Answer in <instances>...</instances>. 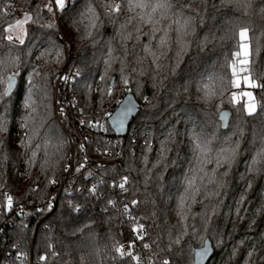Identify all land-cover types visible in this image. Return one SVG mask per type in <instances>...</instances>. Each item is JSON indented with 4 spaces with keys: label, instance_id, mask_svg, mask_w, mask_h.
I'll return each mask as SVG.
<instances>
[{
    "label": "trees",
    "instance_id": "trees-1",
    "mask_svg": "<svg viewBox=\"0 0 264 264\" xmlns=\"http://www.w3.org/2000/svg\"><path fill=\"white\" fill-rule=\"evenodd\" d=\"M48 2H0V45L7 44L3 29L14 20L5 15L11 9L5 10L7 3L33 15L40 5V23L51 20L55 25L47 29L26 24L28 35L19 46L21 77L26 78L33 68L40 73L35 78L37 114L30 125L35 130L32 147L23 149L20 142L25 129L21 123L26 113L21 79L8 102L9 131L0 133L9 155L6 165L0 167V264H136L130 256L121 258L115 251L119 244L135 241L138 250L133 255L140 256L141 264H163L166 259L169 264H193L194 252L203 246L202 237L213 250L206 264H264V160L252 165L257 153L264 152V88L252 89L257 107L248 115L243 101L233 100L236 88L229 82V62L239 51V29L247 28L250 73L241 75L250 74L264 84V0H171L173 13L183 8L185 16L193 17L194 31L184 38L188 46L180 51L175 15L160 20L159 27L171 24V50L158 61L159 71L144 51L152 25L143 24L140 33L133 31L126 44L118 34L120 25L140 11L129 12L127 0H72L66 12H58L57 19L43 7ZM87 3L94 5L100 21L92 35L84 38L87 20L74 26L72 18L78 19L79 10ZM107 3L122 5L118 18L105 15L103 5ZM155 18L159 19V13ZM162 34L158 32L151 42L154 52L159 51ZM52 41L64 49L62 62L56 63L55 56L47 54L37 60ZM30 44L35 45L31 56L26 54ZM109 46L113 56L122 59L127 48V85L121 79L119 60L105 75ZM7 51L0 47V58ZM12 51L15 55L17 49ZM77 69L82 70L81 76L74 75ZM14 71L8 67L4 75ZM62 71L74 83L65 89L68 103L56 119L54 80ZM45 75L50 99L43 103L50 104L48 111L39 90ZM219 77L225 79L222 88ZM85 80L92 85L90 92L84 87ZM198 86L215 87L217 94L205 103ZM128 93L140 110L126 135L118 138L108 117L117 107L115 100ZM222 113L227 115L222 117ZM194 135L211 139L213 163L207 165L209 171L216 167V153L239 146L220 194L205 198L202 188L196 201L184 206L182 218L186 177L196 167ZM162 145L171 150L162 151ZM32 151L37 155L30 166ZM253 167L261 170H251ZM125 177L128 182L121 189ZM207 190L213 191L214 186ZM6 196L13 198L11 211L5 210ZM185 227L187 234L181 243L169 247V233L175 238ZM144 244L150 247L145 249ZM18 252L27 253V259H17ZM40 256L47 259L40 261Z\"/></svg>",
    "mask_w": 264,
    "mask_h": 264
},
{
    "label": "snow or ice",
    "instance_id": "snow-or-ice-1",
    "mask_svg": "<svg viewBox=\"0 0 264 264\" xmlns=\"http://www.w3.org/2000/svg\"><path fill=\"white\" fill-rule=\"evenodd\" d=\"M3 2V0H0ZM105 8V15L109 17L115 16L118 18L122 5L120 3H107L103 5ZM239 6V5H238ZM245 7L250 5L245 4ZM11 3L5 4V10L11 8ZM44 8L47 9V12L54 16L55 13L53 12V5L51 0L48 3L43 5ZM55 7L61 13L67 11V4L66 0H55ZM174 4L171 0H127V10L129 12H135L136 9H139V12H136L135 16L132 17L128 23L120 25V33L122 37V41L126 44L127 40L132 38V32L135 31L136 33L141 32V26L143 24H150L152 25L151 32L148 33L149 35V44L144 46V51L147 55L152 57L153 64L156 65L157 71L161 69V65L158 61L167 55V51L170 49L169 44V29H171V24L167 26V28L159 27L160 20L169 19L171 15H175L176 19L174 23L177 24V38L176 43L180 45V51H183L187 48V42L184 39L188 35L192 34L194 28L192 27V16H185L183 8L179 11L173 13ZM41 11L40 5H36V11L34 15L29 12L24 13V18L17 19L14 24L9 23L7 27L3 29L4 35L3 39L7 41L6 45H0V47H7L8 51L6 52L3 58H0V107L3 108V111L0 112V133H5L9 131V114H8V102H10L14 90L19 86L20 80L24 81L25 93L23 96V108L25 110V116L23 117L21 127L25 129L24 132V139L20 142V147L23 149H30L32 147V138L35 134L34 128H31L30 125L34 124V117L37 114V101L35 99L36 92L38 90V86L35 83V78L40 75L39 71L35 68L32 71L28 72L26 78L21 77L20 69L22 67L21 58L19 55V46L25 44V38L27 37L28 33L24 28V25L28 23H36L39 24L41 28L53 29L55 25L51 22V20L47 21L46 23H40L41 21ZM264 12V9H261ZM159 13V19H156V14ZM5 15H10L7 11H5ZM85 20H87V24H84ZM100 16L97 13L94 5L92 3H87L82 10H79V18L76 17L72 18V24L80 25L84 24L85 26V37H90L92 35V30L96 29L99 26ZM137 21V22H133ZM131 26V27H130ZM79 31V28L76 29ZM158 32H162L163 34L159 36L157 49L158 52H154L151 48V42L153 39H156V34ZM15 33V35H14ZM239 51L233 53V58L229 62V66L231 68V80L229 81L233 87H239L243 84L246 88H264V84L257 83L256 79L253 78L250 74L244 75L242 78L240 77L241 73H250L249 64H250V49L249 45L245 43L248 38V29L247 28H240L239 29ZM137 41L140 40V36H136ZM223 39V38H221ZM35 47L34 44H30L27 48L26 54L31 56L32 49ZM17 49L16 54H13L12 49ZM260 45L257 43L256 46V53H259ZM113 49L109 46L108 49V58L105 59V75L107 74L108 70L111 68V65L114 61H120V72H121V79L122 82L127 85L130 80L129 77L124 75L125 68H126V56H127V48H125V57L122 59L121 57L113 56ZM180 51L177 52V55H180ZM52 56L54 55L56 58V63H61V58L64 54V49L61 45L55 44L54 41L50 43V47L45 50V52H41L39 56L36 57L37 60L42 59L45 55ZM227 60V57H226ZM139 62V58H138ZM8 67H12L15 71L11 75H4V72L7 70ZM135 72L136 69H133ZM144 70L141 69L139 74H143ZM82 70L77 69L74 73L75 76H81ZM19 78V79H18ZM264 79V76L261 77ZM62 79L67 82L69 77L64 76ZM101 80L104 79V76L100 77ZM155 79V77H154ZM220 81L221 88L225 83V79L223 77L218 78ZM48 76L45 75L43 78V85L39 89L42 91L41 96V103L46 111L50 110V104L43 103L44 101H48L50 99L49 92H48ZM84 87L90 92L92 89V85L88 84L87 81H84ZM198 91L203 92V96L201 99L208 103L210 102L213 97L217 94V89L215 87H199ZM222 94V93H221ZM245 96L248 97L250 103L246 104V111L248 115H252L256 111V103L255 98L253 97L251 92H245ZM147 100V98H145ZM233 100H235V95L233 96ZM132 110V106L129 105L126 111L122 112L118 115L114 120L113 124L118 128H123L124 126V119ZM61 113L63 110L61 109ZM227 114L222 113V117ZM84 121H81L83 124ZM171 136V133H169ZM194 152L197 153L195 157L196 167L190 169L191 175L186 177L187 187L185 189L184 195L181 197V216L184 217V206L188 204L189 201L195 202L197 196L200 194L201 189L205 190V198L209 196H218L220 194V189L225 187V180L224 178L228 175V170L231 168L236 154L238 143L236 147L229 148V149H221L220 152L216 153L214 157V162L216 167L212 168L210 171L207 168V165L213 163V158L210 156V148L209 145L211 144V139L204 140L201 139L200 136L194 135ZM63 147V144H61ZM83 148V145H81ZM7 145L4 141H0V167L6 165L9 155ZM171 149L166 148L162 145V151H169ZM36 152L32 151L31 155L28 158V163L32 166L35 163ZM262 160H264V152L257 153L256 157L252 160V165L255 166L259 164ZM47 161H45V164ZM227 165V168L223 172H219L218 170L222 167ZM42 168L44 165L41 166ZM69 166L65 167V171L68 170ZM251 170L260 171L261 169L253 167ZM79 171V168H77ZM53 183L55 181H52ZM128 182L127 177L124 178V181L120 184V188L123 189L125 184ZM214 186V190L209 192L208 186ZM250 187V185H249ZM95 187L91 189L92 192H95ZM133 205L137 203V201H132ZM6 211H11L13 207V198L11 196H6L5 204H4ZM125 211H127V205H125ZM135 230V229H134ZM206 231V229H205ZM187 234V228L182 231L181 234L176 235L175 238L172 237L171 233H169V247L172 244L179 245L181 243V239L183 235ZM139 239H143V236L138 237ZM203 241L202 248L196 253V256L199 260H203L209 252V244L207 240H204L203 237L201 238ZM49 247H52L49 244ZM131 248L132 245H129ZM143 247L148 249L150 246L148 244H144ZM115 251L120 254L121 258L125 256V252L123 250V246L116 247ZM55 255V253H53ZM127 256H130L136 264H141V258L139 255H133L131 251L126 253ZM251 256V253H249ZM17 259L23 258V260L27 259V253L25 252H18ZM47 259L46 256H40V261H45ZM151 264V262H150ZM163 264H169V261L166 259L163 261Z\"/></svg>",
    "mask_w": 264,
    "mask_h": 264
},
{
    "label": "built area",
    "instance_id": "built-area-1",
    "mask_svg": "<svg viewBox=\"0 0 264 264\" xmlns=\"http://www.w3.org/2000/svg\"><path fill=\"white\" fill-rule=\"evenodd\" d=\"M72 0H66V4L71 2ZM51 3L53 5V12L55 13V18L57 19V14L59 12L58 9L55 7V0H51ZM10 13V16H12L14 19H22L24 17L25 11L21 8H18L16 6L11 7V9L8 11ZM66 76L64 71H62L54 80V102H53V111L56 119H59V117L65 112V104L68 103V98L64 95L65 89L67 87H70L74 81L73 79L69 77L68 81L65 82L62 77ZM96 87V85H95ZM123 98L118 97L115 100V103L117 106L121 103ZM61 109L63 110V113H61ZM129 245H132L130 248ZM123 246V250L125 252V256L127 252L131 251L132 253H135L138 250V244L137 242H123L118 245ZM120 256V254L118 253Z\"/></svg>",
    "mask_w": 264,
    "mask_h": 264
},
{
    "label": "water",
    "instance_id": "water-1",
    "mask_svg": "<svg viewBox=\"0 0 264 264\" xmlns=\"http://www.w3.org/2000/svg\"><path fill=\"white\" fill-rule=\"evenodd\" d=\"M112 85H113V82H111V86ZM129 105L132 106V110H131L130 113H128V115L124 119V126H123V128H118L117 126H115L113 124V120L118 115H120L122 112L126 111V109H127V107ZM139 110H140V105L135 100L134 96L131 93L126 94L123 97L121 103L116 107V109L113 111V113L108 117V124H109L111 130L113 131V133L115 134L116 137L121 138V137H124L126 135L129 124L138 115ZM208 244H209V252H208V255L203 260H199L197 258V256H196V253L201 248L200 249H197L194 252V261H193V264H206L208 262V260L211 258L212 254H213V250H212L211 244L209 242H208Z\"/></svg>",
    "mask_w": 264,
    "mask_h": 264
},
{
    "label": "rangeland",
    "instance_id": "rangeland-1",
    "mask_svg": "<svg viewBox=\"0 0 264 264\" xmlns=\"http://www.w3.org/2000/svg\"><path fill=\"white\" fill-rule=\"evenodd\" d=\"M23 19V18H22ZM21 19V20H22ZM17 19H14L12 20L10 23L14 24L15 21ZM24 28H25V25H24ZM15 35V33H14ZM248 39V38H247ZM239 41H240V38H239ZM245 43L248 44L247 40L245 41ZM244 76V75H243ZM241 74H240V77L242 78L243 77ZM236 88V92L234 93L235 95V100L234 101H243L244 105L246 106V104L250 103L249 99L247 96L244 95L245 92H251L252 93V89L251 88H246L243 84H241L239 87H235ZM253 95V93H252ZM245 110H246V107H245ZM247 112V111H246Z\"/></svg>",
    "mask_w": 264,
    "mask_h": 264
}]
</instances>
